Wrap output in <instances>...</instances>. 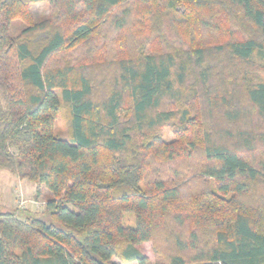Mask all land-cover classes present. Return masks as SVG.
<instances>
[{"label":"trees","instance_id":"trees-1","mask_svg":"<svg viewBox=\"0 0 264 264\" xmlns=\"http://www.w3.org/2000/svg\"><path fill=\"white\" fill-rule=\"evenodd\" d=\"M0 168V264H264V0H0Z\"/></svg>","mask_w":264,"mask_h":264},{"label":"rangeland","instance_id":"rangeland-1","mask_svg":"<svg viewBox=\"0 0 264 264\" xmlns=\"http://www.w3.org/2000/svg\"><path fill=\"white\" fill-rule=\"evenodd\" d=\"M31 8L35 21H41L51 16V6L47 1L36 2L32 4ZM26 26L27 23L22 20L13 21L10 27V35L17 36ZM56 126L57 133L64 136L67 132V117L65 111L61 114L59 120H57ZM177 131L176 124L172 123L164 127L162 132L166 136V141L169 142L175 138L176 133H178ZM184 164L179 163L177 165L185 171L182 184L185 183L187 185V188H184V193L185 195H189L192 192V188H200L203 183L196 177V164L194 165L192 162ZM210 182L211 186L215 185L214 180H210ZM187 183L191 185L188 186ZM51 197L52 193L44 185L23 179L10 170L0 168V214L7 210L30 211L40 214ZM124 222L131 225L133 223V214L127 213L124 217ZM142 250L149 257L148 264H155L151 244L144 245Z\"/></svg>","mask_w":264,"mask_h":264}]
</instances>
